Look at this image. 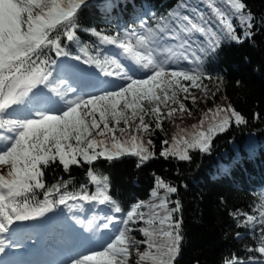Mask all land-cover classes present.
<instances>
[{"label": "snow or ice", "instance_id": "6c2138e0", "mask_svg": "<svg viewBox=\"0 0 264 264\" xmlns=\"http://www.w3.org/2000/svg\"><path fill=\"white\" fill-rule=\"evenodd\" d=\"M225 2L233 10V14L240 15L244 27L243 38L236 34L224 12L213 9L219 21L216 30H213L210 21L199 14L196 7L185 3H181L180 8H191L199 22L193 16L177 11L168 13L167 18L160 17L155 27L141 21L140 32H125L123 36L91 30V34L98 37L101 45L114 46L121 52L113 53L109 49L103 52V60L99 58V52L96 56H88L86 60H82L80 56L72 59L82 60L85 64L94 63L105 77H116L127 83L85 97L80 89L67 82L66 76L54 74V68L58 67L57 61L50 62L48 58L41 56L47 48L53 50L58 58L70 55L61 46L60 35L53 37L50 33L60 28L67 41H75L77 16L87 0H0V130L15 133L11 137L0 136V140L10 141V146L0 152V165H10L6 174H0V234L9 232L14 221L44 217L54 207L67 206L69 200L98 201L101 205L109 200L106 179L102 181L89 171L91 182L97 185L95 194L82 190L75 193L64 192L58 199H50L52 193L59 192L60 189V185H53L44 192L43 201H34V197L28 194L34 193L36 189H45L43 168L50 163L58 160L63 169L68 171L70 166H79L81 161L92 164L99 158L112 161L128 154L138 157L140 166L155 157L151 150L152 141L149 139L146 146L140 139V134L151 135L158 129L163 130L162 121L171 118L176 112L175 108H171L165 113L163 108H169V101L177 103V91L188 95H192L190 87L205 91L207 86L201 88L198 81L212 79L198 68L200 57L196 52L197 46L202 52L214 51L222 39L243 43L253 35L251 15L246 17L241 14L245 4L241 0ZM199 37H204L207 46ZM169 40L174 43L169 44ZM174 49L181 50L179 55H176ZM157 53L167 54L161 57ZM120 55L134 61L148 74L144 78L133 75L134 69L122 64L118 59ZM181 57L195 67L169 70L165 66L178 63ZM105 66L112 67L115 71H109ZM71 67L68 66L69 69ZM181 81H189L190 85L185 86ZM85 87L96 85L88 84ZM49 93H54L63 101V108L51 110L49 106L55 102ZM71 93L75 95H70ZM195 102L193 95L192 103ZM20 105L26 106L25 116L4 118L9 110L15 111L13 106ZM179 109L181 112H190L184 103L179 104ZM146 116L151 117V121H147ZM121 122L123 127H119ZM205 123L208 124L206 130L202 127ZM233 123L240 126L246 121L231 105L227 109H209L200 126L194 125L192 133L181 129L173 136L171 145L162 148L159 156L188 162L192 159L190 150L207 154L211 151L214 137L225 133ZM117 131L122 136L126 135L127 139L121 141L115 135ZM162 144L168 145L169 142L164 140ZM156 186L157 189H164L167 194L177 192L176 187L166 184L159 177L156 178ZM157 195L154 190L152 196ZM20 197L23 199H18ZM143 206L141 203L135 204L127 212L126 218L119 221L111 215H106L100 224L96 223L98 217L89 219V229L113 231L112 225L117 222L124 227L115 230L118 234L107 243L103 251L85 254L69 264H128L129 248L133 243H145L149 249L155 248L156 254L150 257L152 264H173L179 252L181 223L173 222L172 214L179 210V203L177 202L176 208L168 209L167 198H161L158 205L148 206V214L139 211ZM113 210L121 212L118 206ZM241 215L246 219L239 226L247 227L256 222L264 225V211L260 212L259 221L253 215ZM137 220H142L146 225L139 229L146 238L144 241H133L129 236L133 229L128 225ZM157 235L161 237L160 242L155 239ZM260 241L259 247L248 251L264 255V230ZM5 247V240L0 238V252ZM148 258L149 253L145 252L140 255L139 261ZM229 264L242 262L232 258Z\"/></svg>", "mask_w": 264, "mask_h": 264}, {"label": "trees", "instance_id": "16d2710c", "mask_svg": "<svg viewBox=\"0 0 264 264\" xmlns=\"http://www.w3.org/2000/svg\"><path fill=\"white\" fill-rule=\"evenodd\" d=\"M91 1L104 3L105 7L111 9L112 16L94 9ZM241 2L246 6L241 14L246 17L251 15L253 35L243 43L222 39L214 51L202 52L197 46L196 52L200 57L198 68L212 77L199 81L203 88L207 86L209 97L199 101V105L197 102L182 101L190 112L183 111L181 120L166 118L162 121L163 130L158 129L151 135L140 134L146 146L149 139L152 141L154 158L138 166V157L125 154L112 161L105 158H99L92 164L81 161L79 166H70L68 171L57 160L43 168L45 189H36L28 195L34 197L36 202L43 201L44 192L53 185H60V189L53 192L50 199H58L64 192L83 190L94 194L97 185L91 182L88 175L91 171L102 181L106 179L109 200L101 208L95 201L83 204L79 200H69L67 206H59L63 210L70 207L75 213L82 210L83 214L97 212L105 214L103 217L111 215L119 221L138 202L146 204L142 213L148 214L149 205H158L156 201L151 203V192L156 189L164 194L163 198H167L168 209L176 208L179 203V210L172 214L173 222L181 223L179 252L173 264H229L232 258H237L242 264H264V255L248 251L260 246L264 225L256 222L247 227L239 226L246 219L241 213L253 215L259 221L260 212L264 211V0ZM181 3L196 7L199 14L210 21L213 30L219 23L213 9L224 12L236 34L243 38L244 27L240 15L233 14L225 0H87L77 16L75 41H67L60 28L50 35H60L61 46L70 54L68 57L80 56L83 60L99 52V58L103 60L104 45L91 34V30L123 36L125 32H139L141 21L155 27L160 17L167 18L168 13L177 11L198 21L191 8H180ZM142 4L148 9L144 17L137 11ZM116 21L118 25L114 23ZM199 39L207 46L204 37ZM168 43L174 42L169 40ZM173 51L179 55L181 50ZM55 56V52L47 48L43 50L41 58L52 61ZM185 62L182 57L178 60L179 64ZM237 81L240 83L237 84ZM229 105L242 115L246 123L240 126L233 123L225 133L215 136L209 153L190 150L192 159L188 162L159 156L162 148L170 146L173 136L181 129L192 133L193 126H200L209 109H227ZM145 119L151 121L152 118L146 116ZM119 127H123L122 122ZM202 127L206 130L208 124ZM115 135L121 137L119 131ZM122 137L121 141L127 139L126 135ZM164 140L169 144H162ZM4 167L9 169L10 165ZM157 177L176 187L177 192L167 194L164 189H157ZM18 199L22 200L23 197ZM117 206L121 208L120 213L113 210ZM132 227L135 228V241H144L146 238L139 231L141 227H146L143 221H138ZM155 239L161 241L159 235ZM135 246L143 253H149L146 261L152 264L150 257L156 254L155 248L149 249L145 243H135Z\"/></svg>", "mask_w": 264, "mask_h": 264}, {"label": "rangeland", "instance_id": "374dc122", "mask_svg": "<svg viewBox=\"0 0 264 264\" xmlns=\"http://www.w3.org/2000/svg\"><path fill=\"white\" fill-rule=\"evenodd\" d=\"M158 55V54H157ZM160 56V55H159ZM121 59H122V61H124L125 62V60H126V58L123 56V55H121ZM125 59V60H124ZM63 65H66V64H64V63H62ZM126 65H128L127 63H126ZM167 68H169V70H171V69H174V68H180V67H174V66H171V64L169 63V64H166L165 65ZM136 69H138V70H140L141 71V74L142 75H135V76H137L138 78H143V77H145L148 73L145 71V70H143V69H140L139 67L138 68H136ZM73 70H77L76 68H74ZM84 72H88L89 73V71L90 72H92L91 70H90V68H85V70H83ZM134 74V73H133ZM103 76V75H102ZM104 77V76H103ZM106 81H107V84H106V86H102L101 87V89H100V91H98L97 92V94H100L102 91H105V90H109V89H115V88H117L119 85H121V84H124V83H122L123 82V80H120V79H118V78H116V77H106ZM127 83V82H126ZM125 83V84H126ZM181 83H183L185 86H188V85H190V82L189 81H181ZM198 83L201 85V83L198 81ZM201 88H203V86L201 85ZM47 91V90H46ZM189 91H190V93H192V95H188V94H185V93H183V92H180V91H177V95H176V100H177V103L176 104H172L171 103V101H169V108H163V111L165 112V113H167V111H169L171 108H175L176 109V112L173 114V118H175V119H179V120H181L182 119V117H180V114L182 113L181 111H180V109H179V104L180 103H183L184 102V100L185 101H192L193 100V95L195 96V100H196V102H197V104L199 105L200 103H199V101H202V100H204L205 98H207V97H209V93H208V91H201V89H198V88H192V87H190V89H189ZM51 94V93H50ZM187 95V99H185V96ZM50 97H53V96H50ZM85 97H87V96H85ZM54 98V97H53ZM54 102H55V100H53ZM183 101V102H182ZM56 103V102H55ZM54 103V105H53V107L54 106H57V105H59V104H55ZM196 104V103H195ZM62 108H63V106H62ZM98 117V116H97ZM165 120V119H164ZM187 120V119H186ZM9 135H10V137L11 136H14L15 135V133H8ZM144 134V133H143ZM1 136V135H0ZM119 139H122L123 140V137H122V135H121V137L119 138ZM7 171L8 170H6V168H3V167H0V174H6L7 173ZM154 190H156V189H154ZM154 190H152V192L154 191ZM157 191V190H156ZM152 192H151V201H153V200H157V203L159 204L160 203V200H161V198H163V196H164V194L163 193H159L158 191H157V193H158V195H157V197H153L152 196ZM67 221H69V226H70V229L66 232V234H68V235H72V233L74 232V230H75V228L77 227V226H81L82 227V222H81V220H75V221H71L70 219H67ZM39 222L38 223H35V227H39ZM34 226V225H33ZM121 228H123V227H116L115 229H114V231H112L111 233L110 232H107L108 233V238H109V240H111V239H113L114 238V236L116 235V234H118V232L117 231H115L116 229H121ZM86 229H88V227L86 226ZM96 231L97 232H99L100 230L98 229H96ZM69 232V233H68ZM87 231L85 230V233H86ZM86 235V234H85ZM129 236L132 238V234L131 233H129ZM94 239V238H93ZM132 240L134 241V239L132 238ZM93 241V240H92ZM49 243V242H48ZM50 244V243H49ZM134 245V246H133ZM60 244H57L56 245V251H54L53 249H51L50 247H48V245H46V246H41V247H38V248H36L35 249V253L36 254H39V253H41V252H43L44 254H45V256L48 258V259H50V258H52V257H58V255L60 254ZM106 246H104V248H105ZM43 249V250H42ZM53 250V251H52ZM129 252H130V256H129V260H128V264H138V261H139V257H140V255L141 254H143L142 252V250L141 251H139V249L135 246V243H133L132 245H131V247L129 248ZM42 254V253H41ZM76 259V258H75ZM72 260H74V259H72ZM69 264V263H68ZM139 264H147L146 263V260H144V261H139Z\"/></svg>", "mask_w": 264, "mask_h": 264}, {"label": "bare ground", "instance_id": "6f19581e", "mask_svg": "<svg viewBox=\"0 0 264 264\" xmlns=\"http://www.w3.org/2000/svg\"><path fill=\"white\" fill-rule=\"evenodd\" d=\"M77 239V238H76ZM78 248H80V247H78Z\"/></svg>", "mask_w": 264, "mask_h": 264}]
</instances>
